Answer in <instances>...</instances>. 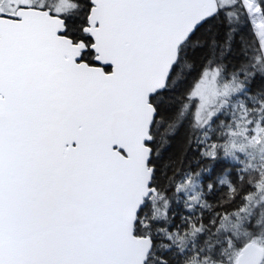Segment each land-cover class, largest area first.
Wrapping results in <instances>:
<instances>
[{"label": "snow or ice", "instance_id": "1", "mask_svg": "<svg viewBox=\"0 0 264 264\" xmlns=\"http://www.w3.org/2000/svg\"><path fill=\"white\" fill-rule=\"evenodd\" d=\"M0 264H264V0H0Z\"/></svg>", "mask_w": 264, "mask_h": 264}, {"label": "trees", "instance_id": "2", "mask_svg": "<svg viewBox=\"0 0 264 264\" xmlns=\"http://www.w3.org/2000/svg\"><path fill=\"white\" fill-rule=\"evenodd\" d=\"M219 33L218 39L223 41L224 30L222 27L209 25L206 29L202 30L198 39L205 41L211 40L215 33ZM244 39L243 36L239 37L234 46V56H239L240 42ZM208 54L207 47H194L189 55L192 60L200 61L205 55ZM163 119L157 132V149L159 158L156 163L163 172H168L173 168L179 167H195L199 162L195 150L190 147L197 132L191 130L189 126L184 123H177L174 126L170 125L173 121L174 109L166 107L163 110ZM230 162L225 161V164ZM221 192L218 195H224Z\"/></svg>", "mask_w": 264, "mask_h": 264}]
</instances>
